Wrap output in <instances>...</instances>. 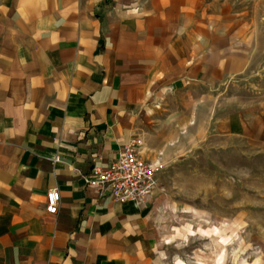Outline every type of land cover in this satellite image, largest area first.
Here are the masks:
<instances>
[{
	"label": "crops",
	"instance_id": "obj_1",
	"mask_svg": "<svg viewBox=\"0 0 264 264\" xmlns=\"http://www.w3.org/2000/svg\"><path fill=\"white\" fill-rule=\"evenodd\" d=\"M214 2L0 0V264H154L153 194L82 175L134 136L162 161L145 150L162 100L218 78Z\"/></svg>",
	"mask_w": 264,
	"mask_h": 264
},
{
	"label": "rangeland",
	"instance_id": "obj_2",
	"mask_svg": "<svg viewBox=\"0 0 264 264\" xmlns=\"http://www.w3.org/2000/svg\"><path fill=\"white\" fill-rule=\"evenodd\" d=\"M213 1L218 78L170 94L148 123L145 150L162 159L154 264H264V0Z\"/></svg>",
	"mask_w": 264,
	"mask_h": 264
},
{
	"label": "built area",
	"instance_id": "obj_3",
	"mask_svg": "<svg viewBox=\"0 0 264 264\" xmlns=\"http://www.w3.org/2000/svg\"><path fill=\"white\" fill-rule=\"evenodd\" d=\"M161 169L160 161L142 156V140L134 136L106 166L94 164L89 173L82 175V179L86 186L101 195H110L115 201H135L141 204L155 191L157 175ZM45 199L46 211L56 213L60 200L59 190H47Z\"/></svg>",
	"mask_w": 264,
	"mask_h": 264
},
{
	"label": "snow or ice",
	"instance_id": "obj_4",
	"mask_svg": "<svg viewBox=\"0 0 264 264\" xmlns=\"http://www.w3.org/2000/svg\"><path fill=\"white\" fill-rule=\"evenodd\" d=\"M225 243H227V241H225Z\"/></svg>",
	"mask_w": 264,
	"mask_h": 264
}]
</instances>
